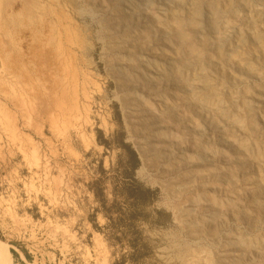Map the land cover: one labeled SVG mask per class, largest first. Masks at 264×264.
I'll list each match as a JSON object with an SVG mask.
<instances>
[{"label":"rangeland","instance_id":"obj_1","mask_svg":"<svg viewBox=\"0 0 264 264\" xmlns=\"http://www.w3.org/2000/svg\"><path fill=\"white\" fill-rule=\"evenodd\" d=\"M0 243L264 264V0H0Z\"/></svg>","mask_w":264,"mask_h":264},{"label":"trees","instance_id":"obj_2","mask_svg":"<svg viewBox=\"0 0 264 264\" xmlns=\"http://www.w3.org/2000/svg\"><path fill=\"white\" fill-rule=\"evenodd\" d=\"M129 153L131 156V161L133 162V169H135L138 166V158H137V154L129 149ZM130 177V191L131 192V196H133L134 198L136 197L137 199H139L140 201H144L147 197H149V195H151L152 193L148 190L143 188L139 183L136 182V180L133 177V173L129 174ZM128 178V177H127ZM96 198H100V191L97 192ZM101 204H104V199H101ZM11 254L15 257V253L11 251ZM25 255V253H24ZM25 257H27V255H25ZM28 258V257H27Z\"/></svg>","mask_w":264,"mask_h":264},{"label":"bare ground","instance_id":"obj_3","mask_svg":"<svg viewBox=\"0 0 264 264\" xmlns=\"http://www.w3.org/2000/svg\"><path fill=\"white\" fill-rule=\"evenodd\" d=\"M200 14V13H198ZM197 15V14H196ZM199 16V15H198ZM192 24V23H191ZM196 24V23H195ZM197 25V24H196ZM192 27V26H191ZM182 34V33H181ZM178 39H183L180 35ZM190 55V54H189ZM189 66V65H188ZM0 264H10V257L7 254L5 247L0 243Z\"/></svg>","mask_w":264,"mask_h":264}]
</instances>
